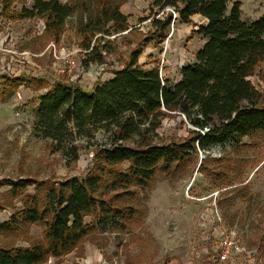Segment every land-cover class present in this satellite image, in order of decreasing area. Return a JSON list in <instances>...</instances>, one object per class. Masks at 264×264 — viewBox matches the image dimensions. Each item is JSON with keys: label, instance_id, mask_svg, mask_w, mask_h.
I'll return each instance as SVG.
<instances>
[{"label": "trees", "instance_id": "trees-1", "mask_svg": "<svg viewBox=\"0 0 264 264\" xmlns=\"http://www.w3.org/2000/svg\"><path fill=\"white\" fill-rule=\"evenodd\" d=\"M84 1L80 6L76 0H32L30 7L9 12L11 0L3 10L14 20L43 18L45 33L53 40L60 39L69 18L78 17L77 32L89 60L102 63L111 52L109 37L132 31L120 11L127 0ZM241 7L239 0H152V28L110 78L88 90L70 79L42 87L34 97L39 129L70 159H78V139L88 140L82 146L93 147L94 165L85 178L55 184L32 178L0 181L13 198L30 187L35 190L24 197L22 210L0 222V233L13 235L44 224L45 238L28 247L0 245V264H45L50 257L70 254L99 226H119L126 212L116 205L118 199L133 196V187L146 190L158 171L171 172L199 151L227 141L241 145L264 133L263 94L250 80L264 64V13L245 20ZM195 16L204 21L192 32L204 44L195 60L180 69L178 82L164 78L156 66L140 64L144 49L163 42L174 22L188 25ZM95 37L104 44H93ZM25 84V78L10 77L2 85L10 90ZM175 115L185 118L190 137L165 142L159 129Z\"/></svg>", "mask_w": 264, "mask_h": 264}, {"label": "rangeland", "instance_id": "rangeland-1", "mask_svg": "<svg viewBox=\"0 0 264 264\" xmlns=\"http://www.w3.org/2000/svg\"><path fill=\"white\" fill-rule=\"evenodd\" d=\"M76 1L80 6L85 3ZM151 1L127 0L122 5L120 11L128 17L132 31L110 36L111 52L98 63L89 60V50L82 46L78 17L69 18L60 39L53 40L45 33L43 18H7L3 7L11 0H0V181L32 178L55 184L73 176L86 177L94 165L93 147L85 148L82 144L88 140L78 139V159L55 148L38 127L34 97L43 86L57 81L70 79L88 90L98 80L110 78L152 28ZM239 1L245 20L264 13V0ZM24 4L30 7L32 0H12L9 12L20 11ZM203 21L195 16L188 25L174 22L163 42H152L144 49L140 64L156 66L164 78L178 82L180 69L195 60L204 44L192 32ZM97 37L92 43L103 45ZM68 60L75 61L70 75L60 71L66 69ZM10 77L25 78L28 84L8 90L2 84ZM250 80L263 94L264 105V64ZM190 130L185 118L175 115L163 122L159 134L165 142H181L190 137ZM240 143L218 144L206 153L199 151L171 172L158 171L146 190L133 187V196L118 199L116 205L126 212L119 226H99L75 251L50 257L45 264H264V133ZM64 148L68 149L66 143ZM8 190L0 188V222L8 220L14 210H22L24 197L35 191L30 187L13 198ZM225 238L241 250L231 252L224 262L220 242ZM40 242H45L44 224L30 225L13 235L0 233V245L28 247Z\"/></svg>", "mask_w": 264, "mask_h": 264}, {"label": "built area", "instance_id": "built-area-1", "mask_svg": "<svg viewBox=\"0 0 264 264\" xmlns=\"http://www.w3.org/2000/svg\"><path fill=\"white\" fill-rule=\"evenodd\" d=\"M67 67L66 69L60 70L61 72H64V74L72 72L73 68H75V61L73 60H68L67 61ZM220 248H221V260L225 262L230 257L231 252L239 251L241 250L240 246H238L236 243L231 241L229 238H225L223 241L220 242Z\"/></svg>", "mask_w": 264, "mask_h": 264}, {"label": "water", "instance_id": "water-1", "mask_svg": "<svg viewBox=\"0 0 264 264\" xmlns=\"http://www.w3.org/2000/svg\"><path fill=\"white\" fill-rule=\"evenodd\" d=\"M191 128V127H190Z\"/></svg>", "mask_w": 264, "mask_h": 264}]
</instances>
